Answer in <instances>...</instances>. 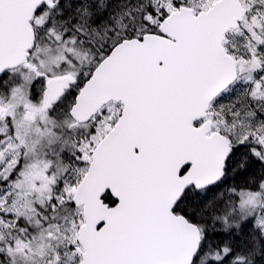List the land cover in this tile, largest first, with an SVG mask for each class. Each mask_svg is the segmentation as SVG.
<instances>
[{
    "label": "snow or ice",
    "instance_id": "6c2138e0",
    "mask_svg": "<svg viewBox=\"0 0 264 264\" xmlns=\"http://www.w3.org/2000/svg\"><path fill=\"white\" fill-rule=\"evenodd\" d=\"M0 264H264V0H0Z\"/></svg>",
    "mask_w": 264,
    "mask_h": 264
}]
</instances>
